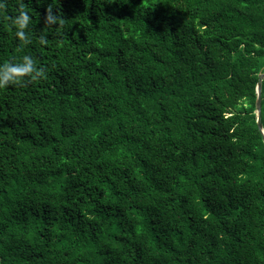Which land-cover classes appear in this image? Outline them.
<instances>
[{
	"label": "trees",
	"instance_id": "16d2710c",
	"mask_svg": "<svg viewBox=\"0 0 264 264\" xmlns=\"http://www.w3.org/2000/svg\"><path fill=\"white\" fill-rule=\"evenodd\" d=\"M0 3V264H264V0Z\"/></svg>",
	"mask_w": 264,
	"mask_h": 264
},
{
	"label": "clouds",
	"instance_id": "9594fccd",
	"mask_svg": "<svg viewBox=\"0 0 264 264\" xmlns=\"http://www.w3.org/2000/svg\"><path fill=\"white\" fill-rule=\"evenodd\" d=\"M6 4L0 3V10H5ZM26 6L23 2L19 4V14L15 17H8L11 23L16 26V36L19 38L23 44L30 43V38L25 34L24 29L31 22V17L25 10ZM51 6H48L46 11L51 13ZM59 25L63 26L64 20L61 17H57ZM49 20H51V15H49ZM42 44H46L47 40L44 37L40 38ZM46 69L44 67H38L34 59L29 55H24L21 62L13 63L11 61L6 62L4 65L0 66V88L5 87L9 84H20L25 83L24 77H29L28 82H34L40 78H46Z\"/></svg>",
	"mask_w": 264,
	"mask_h": 264
},
{
	"label": "water",
	"instance_id": "95a60500",
	"mask_svg": "<svg viewBox=\"0 0 264 264\" xmlns=\"http://www.w3.org/2000/svg\"><path fill=\"white\" fill-rule=\"evenodd\" d=\"M264 78V74L259 75L257 87H256V93H257V98H256V103H255V108H256V121L258 125V129L262 135L263 143H264V129L261 121V83L262 79Z\"/></svg>",
	"mask_w": 264,
	"mask_h": 264
}]
</instances>
